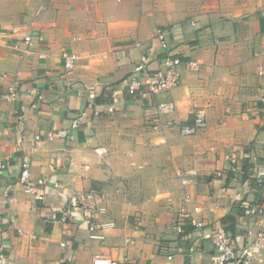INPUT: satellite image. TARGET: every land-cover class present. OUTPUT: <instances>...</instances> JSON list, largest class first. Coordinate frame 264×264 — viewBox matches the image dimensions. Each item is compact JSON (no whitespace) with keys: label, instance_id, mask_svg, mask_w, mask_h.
Wrapping results in <instances>:
<instances>
[{"label":"crops","instance_id":"0c3cea01","mask_svg":"<svg viewBox=\"0 0 264 264\" xmlns=\"http://www.w3.org/2000/svg\"><path fill=\"white\" fill-rule=\"evenodd\" d=\"M14 27L31 32L33 44L17 42ZM157 29L181 60L180 81L147 104L125 85L140 74L143 54L149 69L166 54ZM71 52L78 58L66 72L62 55ZM190 60L198 69L186 68ZM17 72L14 101L2 98L8 81L0 80V247L9 264H91L96 253L118 264H212L214 226L249 241L254 218L244 204H264V0H0V74ZM161 99L175 111L154 128ZM198 110L206 127L182 135ZM60 129L70 136L47 137ZM23 162L32 182L44 180L35 184L42 198L23 191ZM179 173L190 181L182 185ZM90 190L105 213L78 205L59 218L69 199ZM184 194L200 205L205 229L179 217ZM89 220L115 227L92 240ZM253 264H264V250Z\"/></svg>","mask_w":264,"mask_h":264},{"label":"built area","instance_id":"2783aa9c","mask_svg":"<svg viewBox=\"0 0 264 264\" xmlns=\"http://www.w3.org/2000/svg\"><path fill=\"white\" fill-rule=\"evenodd\" d=\"M13 34H19L20 40L26 45L31 46L33 44V35L29 31L19 30V28L14 27L11 31ZM154 39L157 41V44L161 50L166 52V54L160 59L159 66L154 69H149L148 58L146 55L140 57V62L136 68L140 74L131 75L125 85V91L132 95L137 96V98L144 100L147 104H152V98L161 93L168 91L170 88L176 86L180 81V72L178 67L181 64V60L178 56L171 54L170 43L166 37V33L163 29H157ZM136 45H139V42H136ZM15 48L18 47L16 43ZM40 58H45V53L39 54ZM63 66L66 72H69L75 66L76 60L78 58L77 54L63 53ZM199 64L195 61H188L186 63V68L189 69H198ZM262 73V71H259ZM19 72L13 75V78L10 77L8 73H1L0 80L8 81L7 92L2 94V98L7 101H14L18 96V88L16 76ZM97 94L95 90H90L88 94V108L92 109L93 114L96 116L99 114V109L96 108L95 98ZM118 100V95L113 94L111 96V102L106 106L107 112H112L114 106ZM155 109V124L154 128H160L162 126L161 119L163 117L170 116L175 111V104L172 100H156L154 102ZM86 111H81L78 117H85ZM76 117L71 122V129L79 127V120ZM206 127L205 115L202 111L198 110L194 113L193 122L189 124H183L180 126V133L184 136L194 135L202 131ZM66 138L70 136L69 129H60L54 130L47 134L48 138L53 137ZM40 134H35L33 139L30 141V147L33 149L35 144L40 140ZM19 142L22 140L19 139ZM228 158V156L226 155ZM231 162L235 163V158L229 157ZM235 169V168H233ZM259 177L264 175V170H261L257 174ZM181 178V184L185 185L190 181V177L178 174ZM261 178H259L260 180ZM18 181L22 185L23 191L33 195L34 198H42V196L36 193V185L42 184L44 180L38 179L36 183L32 182L29 178V163L23 162L21 165V170L18 176ZM102 196L97 192L92 190L87 192H80L75 197L68 200V204L60 210L61 219H68L72 217V210L79 208L78 205H91L95 209L96 213H105L106 206L101 200ZM93 200H97V205L92 203ZM191 198L188 194H184L182 198V206L179 210V217L182 221H187L194 229L203 230L205 229V222L197 215L201 211L200 205L193 204ZM243 214L245 217L252 219L254 218L253 224L254 227L247 228V235L250 237L249 241L246 244H239L238 241L232 238V236L222 227L214 226L211 234L207 235L210 237V241L213 244L215 253L212 257V264H253V262L258 258V255L262 250H264V227L261 226V218L264 216V204H250L245 203L243 207ZM50 218L55 220L58 218L57 214L51 213ZM88 238L92 240L102 241L105 237V232L111 228L115 227V222L113 220H102V221H91L88 222ZM184 223H181L178 226V231L181 230V226ZM253 233V234H252ZM253 235V238H251ZM63 245V243H61ZM190 250H193L192 247ZM169 259L170 255L167 256ZM0 264H9L6 250L3 247H0ZM91 264H118V261L112 259L108 256L96 253L91 261Z\"/></svg>","mask_w":264,"mask_h":264},{"label":"trees","instance_id":"16d2710c","mask_svg":"<svg viewBox=\"0 0 264 264\" xmlns=\"http://www.w3.org/2000/svg\"><path fill=\"white\" fill-rule=\"evenodd\" d=\"M225 228V227H224Z\"/></svg>","mask_w":264,"mask_h":264}]
</instances>
